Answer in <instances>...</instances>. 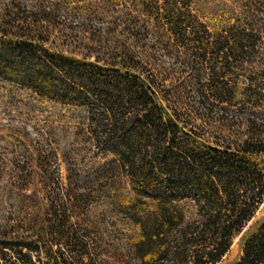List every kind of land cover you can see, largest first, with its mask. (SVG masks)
I'll return each instance as SVG.
<instances>
[{
  "label": "rangeland",
  "instance_id": "1",
  "mask_svg": "<svg viewBox=\"0 0 264 264\" xmlns=\"http://www.w3.org/2000/svg\"><path fill=\"white\" fill-rule=\"evenodd\" d=\"M184 1L181 17L205 23L208 35L246 27L254 48L228 62L210 52L203 56L206 34L163 24V17L174 16L161 0L159 14L152 0H0V233L36 244L35 264H52L49 258L58 252L76 255L69 252L76 239L86 244L92 264H136L128 254L131 239L152 233L151 219L116 199L134 196L131 177L112 152L116 146L98 135L107 115L84 93L89 81L101 90L126 74L130 81V75L147 78L155 104L208 146L224 147L246 133L243 93L264 68V0ZM26 41L32 45L21 44ZM44 52L54 68L68 69L60 56L98 61L100 68L85 73L83 86L46 69L45 91L38 71ZM211 74L221 87L213 96L206 90ZM135 110L123 104L116 113L127 117ZM135 129L125 126V137ZM147 136L141 146L151 152L158 136ZM259 160L264 173V157ZM173 205L183 225L198 219L192 201ZM263 222L264 200L218 264H236L244 239ZM63 233L70 244H55ZM81 260L89 263L86 255Z\"/></svg>",
  "mask_w": 264,
  "mask_h": 264
},
{
  "label": "trees",
  "instance_id": "2",
  "mask_svg": "<svg viewBox=\"0 0 264 264\" xmlns=\"http://www.w3.org/2000/svg\"><path fill=\"white\" fill-rule=\"evenodd\" d=\"M161 1L165 11L174 16L173 19L163 17L162 21L171 30L206 34L203 56L210 52L212 56H223L222 59L228 62L233 54L254 48L253 44H248L250 32L246 27L208 35L205 23L191 15L180 16L179 9L188 8L184 0ZM152 8L159 14L158 0H152ZM3 42L12 43L10 40ZM21 44L32 45L27 41ZM44 55V63L38 71L45 91L50 90L46 76H42L46 69H54L56 74L69 76L72 84L83 86L82 82L87 80L85 73L100 68L95 63L98 61L62 56L60 59L69 64L68 69L54 68V62L46 58L47 53ZM3 72L2 67L1 76H4ZM74 73L78 74L76 79L71 78ZM257 75L259 79L253 80L242 97L248 106L245 121L241 123L245 125L246 133L224 147L205 145L202 138L184 133L178 120L168 116L167 108L155 104L157 93L147 78L130 75V81L126 74L122 82L108 84L101 90L94 88L93 80L89 81L90 86H83L84 93L107 115L98 135L116 146V151L112 152L130 173L134 196L119 195L116 198L119 205L136 210L139 216L144 215L154 222L150 229L152 233H137L130 241L129 259L136 264H218L231 247L233 238L263 202L264 173L259 158L264 157V68ZM215 80L214 74L207 79L206 90L211 96L213 89L221 88L215 86ZM123 104H134L136 110L127 117L118 116L116 110ZM133 124L135 131L125 137L124 127ZM149 134L158 136L159 142L151 152L145 146V151L142 150L141 146ZM182 199L192 201L197 208L198 219L185 225L181 212L173 205ZM148 205H151L150 210ZM6 234L0 233V264H35L31 253L37 255L39 247L22 237L11 239ZM56 238L55 244L64 243L65 246L72 239L64 233ZM69 252L76 255L67 254V257L60 252L54 253L49 262L83 264L81 259L86 255L89 258L86 264H92L85 243L74 240ZM236 264H264V222L244 239L242 256Z\"/></svg>",
  "mask_w": 264,
  "mask_h": 264
}]
</instances>
